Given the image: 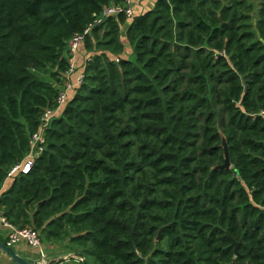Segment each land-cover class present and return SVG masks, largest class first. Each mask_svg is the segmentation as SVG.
<instances>
[{"label":"trees","instance_id":"16d2710c","mask_svg":"<svg viewBox=\"0 0 264 264\" xmlns=\"http://www.w3.org/2000/svg\"><path fill=\"white\" fill-rule=\"evenodd\" d=\"M122 2L0 0V189L56 105L68 42ZM127 21L87 36L84 84L2 217L96 264H264V0H158L128 58Z\"/></svg>","mask_w":264,"mask_h":264},{"label":"built area","instance_id":"2783aa9c","mask_svg":"<svg viewBox=\"0 0 264 264\" xmlns=\"http://www.w3.org/2000/svg\"><path fill=\"white\" fill-rule=\"evenodd\" d=\"M120 14H124L129 22H132L135 18L133 12V0H123L122 4H112L106 7L102 14L96 16L93 25L88 27L82 34L75 35L68 42V60L70 63L68 71L63 76V84L59 89V94L56 99V105L53 108H48L44 111L40 127L38 131L30 139V152L25 160L14 167L8 174L5 184L0 189V196L7 190L8 184L14 181L19 175L29 174L37 160V158L45 151L46 147V132L51 127L53 121L59 117L68 102L71 100L76 91L84 84L85 72L80 70L76 65V58L79 55L81 49L86 43L88 35H91L93 27L95 25H101L108 17H117ZM3 226L8 230L7 246L14 248L21 243L25 242L33 249L40 251L42 260H45V252L43 249L42 240L40 234L30 227L23 229L17 228L10 224L5 218L1 220Z\"/></svg>","mask_w":264,"mask_h":264},{"label":"crops","instance_id":"0c3cea01","mask_svg":"<svg viewBox=\"0 0 264 264\" xmlns=\"http://www.w3.org/2000/svg\"><path fill=\"white\" fill-rule=\"evenodd\" d=\"M158 0H133V12L135 17L144 15L148 11H151L155 8V5ZM130 22L127 21V24L122 26L121 29V42L124 45V52L121 55L122 57H131L133 54L132 47L127 38V30ZM83 51V52H82ZM85 54L83 55V53ZM89 52L82 48L79 55L76 58V65L79 68V63L81 59L85 58L86 61L89 56ZM84 56V57H83ZM11 185V184H10ZM8 184V186L10 187ZM8 189V188H7ZM2 214L0 212V236L4 239H7L8 230L3 226L2 222ZM46 256L45 259L49 261H63L59 264H84L81 259L75 257L76 253H81L84 255V260L87 261L88 264H96L95 260L92 256L85 255L78 246L71 244L69 241L63 243H53L46 242L44 244ZM16 253L22 258L28 261H41L43 258L40 254V251L33 249L27 243L23 242L20 245L13 248ZM0 264H14L12 260L0 250Z\"/></svg>","mask_w":264,"mask_h":264},{"label":"water","instance_id":"95a60500","mask_svg":"<svg viewBox=\"0 0 264 264\" xmlns=\"http://www.w3.org/2000/svg\"><path fill=\"white\" fill-rule=\"evenodd\" d=\"M223 149H224V155H225V163L221 168L224 169H229L231 167V161H230V157H229V148H228V143L226 141V139H223ZM162 232L163 229L160 230L159 235H158V240H160L161 236H162ZM0 250L5 253L14 264H59L61 261H49V260H41V261H28L24 258H22L21 256H19L16 251L11 248L8 247L6 243H4L3 241H1L0 239ZM236 253L238 256V245L236 246ZM75 257L78 259H81L83 261L84 264H88L87 261L84 260V255L81 253H76Z\"/></svg>","mask_w":264,"mask_h":264},{"label":"rangeland","instance_id":"374dc122","mask_svg":"<svg viewBox=\"0 0 264 264\" xmlns=\"http://www.w3.org/2000/svg\"><path fill=\"white\" fill-rule=\"evenodd\" d=\"M249 3H251L252 5H254L255 7V12L258 11L259 9V0H247ZM254 23V22H253ZM86 49V48H85ZM83 52V51H82ZM85 54V52L83 53V55ZM90 56V55H89ZM84 57V56H83ZM91 58H88V60L86 61L85 58L81 59V62L79 63V69L84 71L85 72V69H86V66H87V63L88 61L90 60ZM42 79L46 80V81H50V77L49 76H41ZM61 87H59L60 89ZM47 241H44L42 240V244H43V249H44V252H45V248H44V244L46 243ZM48 243V242H47ZM45 255H46V252H45Z\"/></svg>","mask_w":264,"mask_h":264}]
</instances>
